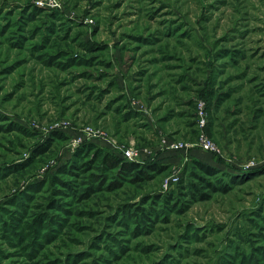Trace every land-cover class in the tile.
<instances>
[{
    "label": "rangeland",
    "instance_id": "rangeland-1",
    "mask_svg": "<svg viewBox=\"0 0 264 264\" xmlns=\"http://www.w3.org/2000/svg\"><path fill=\"white\" fill-rule=\"evenodd\" d=\"M41 2L0 0V264H264V0ZM202 102L216 175L163 145Z\"/></svg>",
    "mask_w": 264,
    "mask_h": 264
},
{
    "label": "built area",
    "instance_id": "built-area-1",
    "mask_svg": "<svg viewBox=\"0 0 264 264\" xmlns=\"http://www.w3.org/2000/svg\"><path fill=\"white\" fill-rule=\"evenodd\" d=\"M42 4L46 5L47 7H61V3L59 0H44V2H41ZM200 119H199V125L201 128V133L199 135V139L195 143H187V142H174V143H169L167 139H164V148H169L172 149V151H189L191 148H199L202 150L209 151L211 153H216L218 151L216 145L212 141V139L209 137L208 132H207V127H208V121L206 118V113L204 110V103H200ZM78 141V140H77ZM121 151V154L128 158L129 160H136V158H139V152L135 151L133 148H119ZM140 162V161H139ZM178 178H174L173 181H176ZM170 182L167 183L166 186L169 185ZM168 188V187H166Z\"/></svg>",
    "mask_w": 264,
    "mask_h": 264
},
{
    "label": "trees",
    "instance_id": "trees-1",
    "mask_svg": "<svg viewBox=\"0 0 264 264\" xmlns=\"http://www.w3.org/2000/svg\"><path fill=\"white\" fill-rule=\"evenodd\" d=\"M207 131H209V124L207 127ZM64 132H60L59 135L61 138L65 137ZM49 145H45L44 149L45 150ZM92 147H95L94 145ZM42 150V151H43ZM99 152L102 154L103 157V162L108 165L110 169H117L118 173H130L133 171H139L138 173L141 174L143 173L142 168H148L151 170L155 171H163L166 169L167 165L166 164H156L153 163L151 165L148 164H143L139 162H133L131 160H128L125 157H122V155L116 154L114 152H102V150L99 149ZM193 164L198 167L202 172L208 174V175H216L219 173V168L216 166L212 165L211 163H206L202 160H200L198 157L193 156L191 158ZM202 196V195H201ZM165 197V196H163Z\"/></svg>",
    "mask_w": 264,
    "mask_h": 264
},
{
    "label": "crops",
    "instance_id": "crops-1",
    "mask_svg": "<svg viewBox=\"0 0 264 264\" xmlns=\"http://www.w3.org/2000/svg\"><path fill=\"white\" fill-rule=\"evenodd\" d=\"M200 149H196V148H194L193 150H191V154H193V155H195V156H197L199 159H202L203 161H205V162H207V163H209L211 160H212V158H211V156H209V155H206V154H203L202 155V153H199L198 152V154L199 155H196L195 153V151H199ZM201 151V150H200ZM203 157V158H202ZM212 163H214V162H212ZM215 164V163H214Z\"/></svg>",
    "mask_w": 264,
    "mask_h": 264
}]
</instances>
